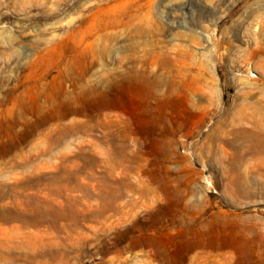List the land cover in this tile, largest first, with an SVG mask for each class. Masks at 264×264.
I'll list each match as a JSON object with an SVG mask.
<instances>
[{
  "label": "rangeland",
  "instance_id": "obj_1",
  "mask_svg": "<svg viewBox=\"0 0 264 264\" xmlns=\"http://www.w3.org/2000/svg\"><path fill=\"white\" fill-rule=\"evenodd\" d=\"M0 264H264V0H0Z\"/></svg>",
  "mask_w": 264,
  "mask_h": 264
}]
</instances>
